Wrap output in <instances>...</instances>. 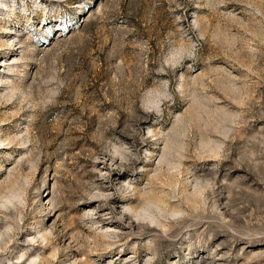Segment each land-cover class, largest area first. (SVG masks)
I'll list each match as a JSON object with an SVG mask.
<instances>
[{
	"label": "rangeland",
	"instance_id": "374dc122",
	"mask_svg": "<svg viewBox=\"0 0 264 264\" xmlns=\"http://www.w3.org/2000/svg\"><path fill=\"white\" fill-rule=\"evenodd\" d=\"M0 264H264V0H0Z\"/></svg>",
	"mask_w": 264,
	"mask_h": 264
}]
</instances>
